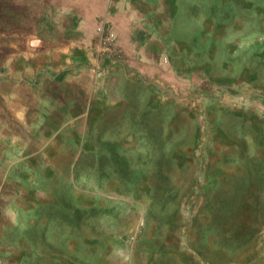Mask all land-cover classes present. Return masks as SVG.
<instances>
[{
	"label": "rangeland",
	"instance_id": "374dc122",
	"mask_svg": "<svg viewBox=\"0 0 264 264\" xmlns=\"http://www.w3.org/2000/svg\"><path fill=\"white\" fill-rule=\"evenodd\" d=\"M71 1L0 0V264H264V0H176L144 64Z\"/></svg>",
	"mask_w": 264,
	"mask_h": 264
},
{
	"label": "crops",
	"instance_id": "0c3cea01",
	"mask_svg": "<svg viewBox=\"0 0 264 264\" xmlns=\"http://www.w3.org/2000/svg\"><path fill=\"white\" fill-rule=\"evenodd\" d=\"M65 1L68 4L69 0ZM71 2L77 4L76 6L79 8L66 9L71 15L65 18L67 23L79 22V54L81 58L83 55H88L91 48H98L91 42L90 31L93 23L100 18H102V22H109L115 28L117 48L123 53L142 55L139 60L143 64V55L149 51L158 52L160 46L165 43L164 41H168L167 43L172 47L178 48L183 44L184 40L179 39L178 33L180 18L177 14L176 0H72ZM143 27H146L147 30ZM132 29L138 30V32L133 33ZM135 36L139 39H136ZM76 38L78 36L74 37V39ZM151 39L160 41L159 43L158 41L153 42ZM77 44L76 40H68L65 47L71 49V52H75ZM190 52L191 50L188 48L186 53ZM142 63L139 65H143ZM85 71L84 68H81L80 73Z\"/></svg>",
	"mask_w": 264,
	"mask_h": 264
},
{
	"label": "built area",
	"instance_id": "2783aa9c",
	"mask_svg": "<svg viewBox=\"0 0 264 264\" xmlns=\"http://www.w3.org/2000/svg\"><path fill=\"white\" fill-rule=\"evenodd\" d=\"M116 39V35L112 30H105L101 33L98 43L105 51L111 52L114 49Z\"/></svg>",
	"mask_w": 264,
	"mask_h": 264
}]
</instances>
